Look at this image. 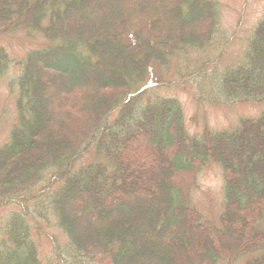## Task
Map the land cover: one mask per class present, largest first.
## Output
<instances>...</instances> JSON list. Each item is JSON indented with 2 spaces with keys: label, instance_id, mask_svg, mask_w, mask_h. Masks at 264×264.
I'll use <instances>...</instances> for the list:
<instances>
[{
  "label": "trees",
  "instance_id": "1",
  "mask_svg": "<svg viewBox=\"0 0 264 264\" xmlns=\"http://www.w3.org/2000/svg\"><path fill=\"white\" fill-rule=\"evenodd\" d=\"M219 6L0 0V34L47 41L10 83L17 121L0 146V264H44L42 238L50 264H264V109L192 135L181 102L150 85L160 69L180 87L195 82L198 103L264 104V17L246 59L208 72ZM12 63L0 46V80ZM210 160L224 174L219 224L191 199Z\"/></svg>",
  "mask_w": 264,
  "mask_h": 264
},
{
  "label": "rangeland",
  "instance_id": "2",
  "mask_svg": "<svg viewBox=\"0 0 264 264\" xmlns=\"http://www.w3.org/2000/svg\"><path fill=\"white\" fill-rule=\"evenodd\" d=\"M213 1L220 5V22L214 45L206 52L208 59L215 62L207 68H210L208 72L211 75L222 74L225 69L236 66L246 59L248 38L255 25L264 17V0ZM46 43V39L37 32L29 35L26 30H16L0 34V46L13 60L8 73L0 80V146L8 141L11 128L17 121L16 89L12 88L10 83L19 74L21 68L19 62L24 60L28 52L41 48ZM218 55L220 56L217 60ZM200 56L202 55L197 54L191 58L193 62L183 68L184 73L189 74L197 69L199 61L194 60L199 59ZM183 63L187 62L183 61ZM156 73L151 76L150 85L156 87V92L181 102L185 111L187 130L192 135L199 134L204 128L231 129L242 117L258 116L264 109V104L255 103L233 105L198 103L196 100L198 85L195 82H187L186 87L183 88L179 86L177 82L179 78H174L173 73L160 69H157ZM169 81L173 84H167ZM159 84L162 86H158ZM191 199L206 220L219 224L224 208V174L219 163L210 160L203 167L198 174ZM52 232L57 235L56 230ZM40 254L44 264H50L49 262L53 259V249L49 239L40 240ZM234 264L243 263L241 260Z\"/></svg>",
  "mask_w": 264,
  "mask_h": 264
}]
</instances>
